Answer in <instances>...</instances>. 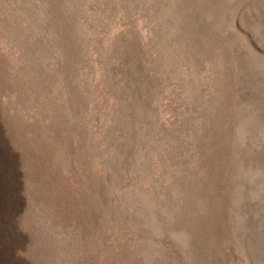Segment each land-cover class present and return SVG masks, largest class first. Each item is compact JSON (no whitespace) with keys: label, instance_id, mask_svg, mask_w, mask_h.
Masks as SVG:
<instances>
[{"label":"rangeland","instance_id":"1","mask_svg":"<svg viewBox=\"0 0 264 264\" xmlns=\"http://www.w3.org/2000/svg\"><path fill=\"white\" fill-rule=\"evenodd\" d=\"M0 264H264V0H0Z\"/></svg>","mask_w":264,"mask_h":264}]
</instances>
